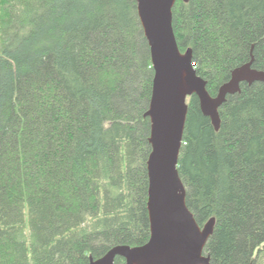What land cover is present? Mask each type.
I'll return each instance as SVG.
<instances>
[{
	"label": "trees",
	"instance_id": "1",
	"mask_svg": "<svg viewBox=\"0 0 264 264\" xmlns=\"http://www.w3.org/2000/svg\"><path fill=\"white\" fill-rule=\"evenodd\" d=\"M172 16L210 97L251 59L264 71V0H177ZM153 77L136 0H0V264H89L149 241ZM187 105L178 171L197 224L215 220L204 255L259 264L264 83L227 96L218 131Z\"/></svg>",
	"mask_w": 264,
	"mask_h": 264
},
{
	"label": "water",
	"instance_id": "2",
	"mask_svg": "<svg viewBox=\"0 0 264 264\" xmlns=\"http://www.w3.org/2000/svg\"><path fill=\"white\" fill-rule=\"evenodd\" d=\"M177 0H136L139 21L150 49L154 73L146 117L150 120L147 160L149 241L138 247L119 245L89 264H211L204 248L213 234L214 219L202 228L186 205V191L178 166L188 112L187 99L196 96L201 113L220 128L219 108L241 85L264 83V71L250 62L235 68L212 98L207 82L192 67L191 50L179 51L173 31L172 10ZM187 1V0H184Z\"/></svg>",
	"mask_w": 264,
	"mask_h": 264
},
{
	"label": "rangeland",
	"instance_id": "3",
	"mask_svg": "<svg viewBox=\"0 0 264 264\" xmlns=\"http://www.w3.org/2000/svg\"><path fill=\"white\" fill-rule=\"evenodd\" d=\"M256 256H258V252H256L255 257ZM260 256H262V258L260 259L261 261L259 264H264V250H263V252L260 253Z\"/></svg>",
	"mask_w": 264,
	"mask_h": 264
},
{
	"label": "built area",
	"instance_id": "4",
	"mask_svg": "<svg viewBox=\"0 0 264 264\" xmlns=\"http://www.w3.org/2000/svg\"><path fill=\"white\" fill-rule=\"evenodd\" d=\"M192 67H195V64L194 63H192Z\"/></svg>",
	"mask_w": 264,
	"mask_h": 264
}]
</instances>
